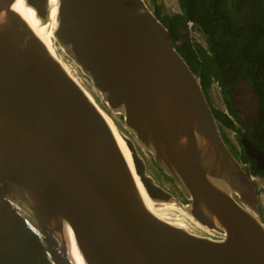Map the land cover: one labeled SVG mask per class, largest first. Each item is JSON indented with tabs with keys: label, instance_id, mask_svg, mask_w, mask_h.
<instances>
[{
	"label": "water",
	"instance_id": "1",
	"mask_svg": "<svg viewBox=\"0 0 264 264\" xmlns=\"http://www.w3.org/2000/svg\"><path fill=\"white\" fill-rule=\"evenodd\" d=\"M259 212L145 0H0V264H264Z\"/></svg>",
	"mask_w": 264,
	"mask_h": 264
},
{
	"label": "trees",
	"instance_id": "2",
	"mask_svg": "<svg viewBox=\"0 0 264 264\" xmlns=\"http://www.w3.org/2000/svg\"><path fill=\"white\" fill-rule=\"evenodd\" d=\"M177 2L180 12L176 14H165L157 4L153 12L166 26L176 50L200 80L220 129H230L241 138L247 137L264 150V0ZM190 21L204 36L206 47L192 40ZM182 30L186 40L180 45ZM242 83H248L259 100L252 128L243 124L233 102L235 90ZM214 84L220 87L227 111L234 120L224 110L213 106L210 92ZM226 142L229 144L228 140ZM240 145L239 161L249 163L252 171L264 178V171L257 170L255 161Z\"/></svg>",
	"mask_w": 264,
	"mask_h": 264
},
{
	"label": "rangeland",
	"instance_id": "3",
	"mask_svg": "<svg viewBox=\"0 0 264 264\" xmlns=\"http://www.w3.org/2000/svg\"><path fill=\"white\" fill-rule=\"evenodd\" d=\"M149 7L154 10L155 4L162 6L163 12L165 14L173 15L180 12L179 5L177 0H145ZM191 38L194 42L200 43L201 45L206 47V41L204 36L198 30H193L191 32ZM211 102L214 107L225 110L226 104L223 99L220 87L217 84H214L211 92ZM234 106L238 111V114L244 125L252 128V120L258 115L259 109V100L255 96L252 87L248 83L240 84L236 90L233 97ZM238 127L240 125L238 124ZM222 133L226 136V140L229 141V147H231L236 156H239L241 152V145L239 142V135L226 128L220 129ZM261 190H259V208H260V218L262 223L264 224V198L261 197V194H264V178H262Z\"/></svg>",
	"mask_w": 264,
	"mask_h": 264
},
{
	"label": "built area",
	"instance_id": "4",
	"mask_svg": "<svg viewBox=\"0 0 264 264\" xmlns=\"http://www.w3.org/2000/svg\"><path fill=\"white\" fill-rule=\"evenodd\" d=\"M188 27H189V30L192 32L193 30H197L196 27H195V24L190 21L188 22ZM218 85V84H217ZM231 119L234 120V118L228 113L227 111V108L224 110ZM240 162V161H239ZM242 168L246 171V173L248 174L249 176V179L255 184L257 190H261L262 186L260 185L261 184V181H262V177L255 174L252 169H251V166L249 163H242L240 162ZM260 196V195H259ZM261 197L264 198V194H261Z\"/></svg>",
	"mask_w": 264,
	"mask_h": 264
},
{
	"label": "flooded vegetation",
	"instance_id": "5",
	"mask_svg": "<svg viewBox=\"0 0 264 264\" xmlns=\"http://www.w3.org/2000/svg\"><path fill=\"white\" fill-rule=\"evenodd\" d=\"M222 136H223V138H224V140H225V137H224V135L222 134ZM225 142H226V140H225ZM240 142V141H239ZM226 144H227V142H226ZM228 145V144H227ZM228 147H229V145H228ZM229 149H230V151L232 152V154L236 157V159L239 161V157H240V155H241V152H240V154H239V156H236L235 155V153H234V151H233V149L231 148V147H229ZM260 176V175H259ZM263 178V177H262ZM169 193H171V191L170 190H167ZM171 194H173V193H171ZM257 194H258V196H259V191L257 190ZM174 195V194H173ZM177 198V197H176ZM260 209V208H259Z\"/></svg>",
	"mask_w": 264,
	"mask_h": 264
}]
</instances>
